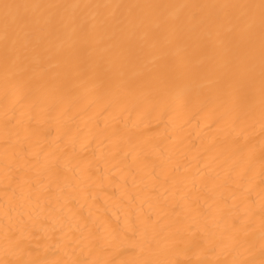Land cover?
Segmentation results:
<instances>
[{"label":"bare ground","instance_id":"1","mask_svg":"<svg viewBox=\"0 0 264 264\" xmlns=\"http://www.w3.org/2000/svg\"><path fill=\"white\" fill-rule=\"evenodd\" d=\"M0 264H264V0H0Z\"/></svg>","mask_w":264,"mask_h":264}]
</instances>
